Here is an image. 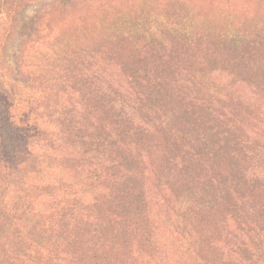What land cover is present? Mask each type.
Here are the masks:
<instances>
[{
    "label": "trees",
    "instance_id": "obj_1",
    "mask_svg": "<svg viewBox=\"0 0 264 264\" xmlns=\"http://www.w3.org/2000/svg\"><path fill=\"white\" fill-rule=\"evenodd\" d=\"M20 1L0 0L6 12L20 8ZM231 31L213 47L205 36L194 42L190 34L179 47L153 40L138 47L134 60L117 64L128 79L126 91H117L105 105L85 88L93 80L83 76L91 62L79 60L66 69L68 77L60 80L87 97L69 112V131L86 134L83 143L107 156L106 169L96 176L103 177L101 194L92 203L72 204L57 193L53 198L60 208L49 218L33 199L19 197L6 205L0 194V264H128L134 237L145 251L153 246L151 176L175 194L178 227L200 244L204 264H264V179L249 170L255 138L244 130L247 115L243 120L231 109V96L205 86L218 62L230 60L232 68L259 79L255 88H264V25ZM121 100L127 103L118 104ZM40 128L33 140L53 135ZM29 155L22 163L0 161V172L13 176L35 162V154ZM181 182L187 189L178 188ZM52 186L37 188L51 193ZM226 226L234 235L227 253Z\"/></svg>",
    "mask_w": 264,
    "mask_h": 264
},
{
    "label": "rangeland",
    "instance_id": "obj_2",
    "mask_svg": "<svg viewBox=\"0 0 264 264\" xmlns=\"http://www.w3.org/2000/svg\"><path fill=\"white\" fill-rule=\"evenodd\" d=\"M20 2V8L8 12L0 2V161L22 163L30 159L29 152L36 159L13 176L0 172V194L6 205L14 204L19 197L33 199L34 206L47 218L58 214L52 213L54 207L60 208L53 198L57 193L72 204L92 203L102 191L99 181L103 177L96 176L106 169L102 164L107 156L92 152L83 143L81 138L86 134L69 131V112L82 107L86 100L82 91L75 92L60 80L68 74L66 69L75 67L79 60L91 62L93 66L85 67L83 76L93 80H87L85 88L93 92L92 99L99 98L105 105L116 98L117 91H126L128 79L117 64L134 60L138 47L152 40L179 47L186 34L194 42L205 36L213 47L220 35H233L232 29L251 32L264 25V0ZM36 29L39 33L33 32ZM245 34L252 40L253 36ZM232 66L230 60L218 62L216 74L205 86L214 93L230 95L231 109L239 118L244 120L247 115L244 130L255 138L252 147L256 154L249 170L264 179V88H255L259 80L255 75ZM39 127L53 135L33 140L31 136ZM194 176L190 174L189 178ZM48 184H53L56 193L37 188ZM147 184V204L154 216L153 246L145 251L133 236L128 264H204L203 253H198L200 244L178 227L175 194L153 176ZM187 186L181 182L178 188ZM228 221L232 228L233 221ZM229 230L227 227L222 237L226 253L232 249L234 236L232 231L228 235Z\"/></svg>",
    "mask_w": 264,
    "mask_h": 264
}]
</instances>
